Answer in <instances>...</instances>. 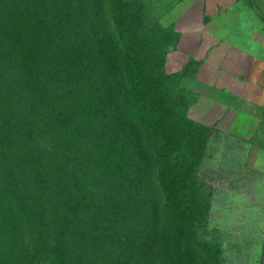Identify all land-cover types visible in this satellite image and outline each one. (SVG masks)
I'll use <instances>...</instances> for the list:
<instances>
[{
	"label": "trees",
	"instance_id": "1",
	"mask_svg": "<svg viewBox=\"0 0 264 264\" xmlns=\"http://www.w3.org/2000/svg\"><path fill=\"white\" fill-rule=\"evenodd\" d=\"M178 40L138 0H0V264H220Z\"/></svg>",
	"mask_w": 264,
	"mask_h": 264
},
{
	"label": "crops",
	"instance_id": "2",
	"mask_svg": "<svg viewBox=\"0 0 264 264\" xmlns=\"http://www.w3.org/2000/svg\"><path fill=\"white\" fill-rule=\"evenodd\" d=\"M171 10L179 40L165 71L197 64L182 80L197 96L190 117L213 129L208 149L215 138L232 148L239 184L256 193L264 186V0H177Z\"/></svg>",
	"mask_w": 264,
	"mask_h": 264
},
{
	"label": "rangeland",
	"instance_id": "3",
	"mask_svg": "<svg viewBox=\"0 0 264 264\" xmlns=\"http://www.w3.org/2000/svg\"><path fill=\"white\" fill-rule=\"evenodd\" d=\"M138 1L148 22H158L175 31L171 9L177 0ZM175 47L177 44L169 52ZM182 87L188 90L183 83ZM190 92L197 101V96ZM221 143L215 138L197 171L201 189L210 204L206 221L199 229L200 244L218 248L220 264H264V186L257 187L256 193L252 192V186H241L235 158L227 153L232 148L224 151L226 148L223 150ZM222 144L226 146L225 141Z\"/></svg>",
	"mask_w": 264,
	"mask_h": 264
}]
</instances>
